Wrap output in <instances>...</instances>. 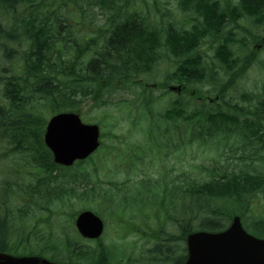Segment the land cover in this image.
<instances>
[{"label":"trees","instance_id":"16d2710c","mask_svg":"<svg viewBox=\"0 0 264 264\" xmlns=\"http://www.w3.org/2000/svg\"><path fill=\"white\" fill-rule=\"evenodd\" d=\"M244 17L263 27L257 23L264 21V0H0V252L26 251L24 240L32 236L45 240L42 231L53 223V205L67 206L71 196L97 201L102 217L122 214L121 239L132 237L125 234L139 224L134 235L148 245L154 238L148 251L161 252L163 264L184 262L188 234L224 230L235 214L246 218L250 193L264 192V87L260 95H244L247 106L224 100L229 80L242 78L257 61L254 52L242 57L235 51L236 45L255 44L263 32L240 25ZM203 47L206 55L213 53L210 62ZM161 62L171 69L156 83L163 91L158 96L145 81ZM222 72L227 79L215 87L218 101L191 109L190 90L191 100L179 96L163 108L170 83L197 86ZM90 101L96 109H118L132 130L145 125V143L131 145L123 136L115 139L119 143L102 144L89 159L61 167L44 143L47 119L61 112L81 115ZM231 126L245 147L253 137L259 144L243 157L241 171L229 173L232 164L222 168L224 174L203 168L196 178L177 183L143 177L131 191V179L111 190L100 182L98 167L114 157L134 168L148 159L162 161L165 152L181 151L188 141L204 146L219 141V158L231 159L237 147L228 150V138L222 140ZM136 208L139 216L130 217ZM29 228L27 236L18 233ZM246 228L264 237V220ZM64 238L79 263L83 255L100 254L85 244L78 251L73 246L80 242ZM51 242L44 244L61 245ZM87 260L93 264L95 257Z\"/></svg>","mask_w":264,"mask_h":264},{"label":"rangeland","instance_id":"374dc122","mask_svg":"<svg viewBox=\"0 0 264 264\" xmlns=\"http://www.w3.org/2000/svg\"><path fill=\"white\" fill-rule=\"evenodd\" d=\"M253 1V0H252ZM175 5V2L172 1ZM254 11V10H251ZM180 18H182V14H180ZM252 19H248V17H244L239 20V24L243 25L245 28H247L251 33H261L260 29H263V32L261 36L264 35V21L261 23H257L258 25H262L263 27L260 28V26L255 25ZM101 23L100 17H96V25ZM95 25V26H96ZM240 33V32H239ZM239 37H242V34L240 33L238 35ZM256 44V43H255ZM255 44H252V46L247 47V49L242 48L240 45L235 46V51L241 54V56H245L250 54L251 52L255 53V58L257 61L251 65V68L248 67L246 70V75H244L242 78H239L236 81H230L228 84H230V90L225 97V101L232 100L233 102L240 103L241 106H247L248 104H245L243 101L245 99H250V96L252 93L255 95H260L261 90L264 87V50L263 49H256ZM206 47V46H205ZM203 47L202 51L206 55V48ZM213 53H207L205 57L210 59L212 58ZM171 69L167 65V63H162L161 66L156 70L153 76H151L150 81H145V84H148L149 87L153 84H156L157 82L163 81L166 73ZM213 76V75H212ZM209 77L205 83L196 84L197 86H190L186 84L185 82H172L170 85H181L189 88L187 92H183L182 95H179L177 93H172L171 95H165L162 97V100L164 102V106L168 107L170 106V103L175 101L179 96H185L182 98L183 102H187L189 99V94H187L190 90L196 91V96H193L192 103L191 102V109L194 108L195 105H201L207 100V102L210 103V101L218 100L217 97L220 96L216 92L215 89L216 86H220L223 84L227 76L222 72L220 74H215L214 77ZM223 82V83H222ZM162 90H159L156 88L155 95L161 96ZM180 92V91H179ZM248 95L245 97L244 95ZM127 97L130 98V94H125ZM199 99H202L200 101ZM197 100V102L195 101ZM253 100V98H252ZM254 104L257 103V100H253ZM219 107H223V104L221 102V105ZM162 108V109H163ZM81 114V117L83 118L84 122L89 123H97L102 127L103 136L106 138H103V144H113L119 143V141H115L116 138L120 137H129V143L131 145H137L139 143H145V129L146 126L143 125L140 127V132L136 130H132V127L130 126V122L126 121L125 115H122L120 111L114 107H108L105 109H96L94 108L92 102L85 103L81 110L79 111ZM48 121V119H47ZM47 124V123H46ZM225 136L222 138V140L227 139V148L228 150L232 149L230 146H236L237 147V153L236 155L230 152L231 159H227V157H224L222 155L221 158H219V155L221 154L216 151V148L221 149L222 151V143L219 141H214L213 143H206L207 145L204 146V144H198L193 143L191 144L188 141L187 147L181 151L177 150V152H172L173 150H169L165 153H168V155H164L165 158L162 161H155L148 159L145 164H139L137 167H131L132 165L129 164L128 166L125 163H122L118 157H114L115 159L112 162H109L105 166H99L98 167V175L100 177V182L103 184L106 190H111L114 185L121 184L122 182H125L126 180H132V184L129 186L130 189H134L133 185L143 180V177L145 178H152L154 180H162L166 181L167 183L172 182H179V181H188L191 177L195 178L198 173L203 168H210L209 170H218L222 174H224V169L227 164H232L234 168H230L229 173L231 171H241L246 164V161L243 160V157L246 155H249L250 153L254 152L257 149H259V144L257 143V138L253 137V141L250 143L249 146L245 147L241 144V140L238 138L237 134H234V127H228L226 128ZM144 130V131H143ZM45 134V133H44ZM227 135V136H226ZM238 142V143H237ZM233 143H237L234 145ZM186 144L182 145L180 148H184ZM232 146V147H233ZM127 151V150H126ZM261 154H264V146H262L260 150ZM126 154V152H125ZM228 156V155H226ZM237 158L238 160H233V158ZM218 160V163H216V159ZM260 164V163H258ZM219 166V167H215ZM65 168V167H64ZM128 168V173L132 172V174L128 175V173L125 171ZM133 168V170H131ZM63 177V175H62ZM64 180L60 179L59 182H62ZM73 189L76 191L75 186ZM99 191H97L98 194ZM116 194V191H115ZM77 196H71V201L68 203L67 206H57L53 205V223H50L49 229H44L43 232V238L45 240L52 241L51 243L57 242L61 245H64L62 242L65 241V236L68 235L71 242H80L81 245L85 244L89 246V250H93L98 244L105 247L113 248L116 252V255L119 256L120 260H123L126 258V256H133L139 257L141 254L147 255L146 250L151 247L152 244H154L155 240L153 239L152 244L148 245L144 240L141 239L138 236L134 235V231L139 224H131V229L125 234L128 236H132L128 239H121V229L119 224V219L122 218V214L113 212L111 216H108L107 214H104V217L102 219L105 222V232L103 234V237L101 240L96 242L91 241H85L81 239L77 233L76 226H75V219L78 216V214L84 210H93L94 212L98 211L99 205L97 204V201H80L79 199H76ZM249 201V213L246 218H243V222H245L246 226L249 227L252 225L253 221L264 220V192L261 190H254L250 193L248 196ZM213 207H216L213 205ZM139 209L136 208L135 210H130V217L135 214L136 216H139ZM97 213V212H96ZM239 215L235 214L234 216ZM241 216V215H239ZM129 217V219H130ZM233 218V217H232ZM44 220V219H43ZM45 221V220H44ZM123 222V221H122ZM125 222L127 223V218L125 219ZM125 223V224H126ZM231 224V221L230 223ZM249 225V226H248ZM251 229V228H250ZM18 233H27L28 229H18ZM26 230V231H25ZM29 230H32L29 228ZM253 231V229H251ZM12 235V234H11ZM15 235V234H14ZM152 235H155L154 233ZM45 240L43 239H35L33 236L31 238L32 245H30L27 239L24 241L26 242V245L24 248L27 252L29 251H38L43 246ZM79 240V241H78ZM54 241V242H53ZM83 251V250H82ZM81 251V252H82ZM102 250H98L100 252L99 255H101ZM65 256V255H64ZM94 254L90 255H83L82 260L83 262H88L87 258H92ZM95 260L99 261L100 264H103L105 259L98 258V256L95 254ZM78 257V256H77ZM75 257V260L76 258ZM87 257V258H86ZM139 259V258H137ZM97 264V263H96ZM105 264V263H104Z\"/></svg>","mask_w":264,"mask_h":264},{"label":"water","instance_id":"95a60500","mask_svg":"<svg viewBox=\"0 0 264 264\" xmlns=\"http://www.w3.org/2000/svg\"><path fill=\"white\" fill-rule=\"evenodd\" d=\"M181 90V87H170ZM100 128L86 124L77 113L67 112L52 116L46 127L45 143L54 160L63 166H72L85 160L100 146ZM76 226L88 239L99 238L104 231L103 221L93 212L81 213ZM188 257L183 264H264V239L247 233L239 217L223 232L199 231L187 237ZM0 264H52L31 256L0 254Z\"/></svg>","mask_w":264,"mask_h":264},{"label":"flooded vegetation","instance_id":"af4514ba","mask_svg":"<svg viewBox=\"0 0 264 264\" xmlns=\"http://www.w3.org/2000/svg\"><path fill=\"white\" fill-rule=\"evenodd\" d=\"M258 41V40H257ZM260 41L262 42V44L264 45V35L262 36V39H260ZM31 231H29L30 233ZM28 242L31 241V238L27 239ZM93 249V250H102L101 251V255H97L99 260L100 258L105 259V261L103 262V264H163L162 262V253H152L150 251H148V249L146 250V253H148L147 255L145 254H141V256L139 255V257H135L133 258V256L129 255L126 256L125 260H119V256L116 255V252L113 248H109V247H105L102 245H98ZM73 247L78 248V251H82L86 248V246H84L83 244H77L74 245ZM68 247L64 245H54V244H50V245H45L43 246V248L40 249L38 254H32L34 256L37 257H41L44 259H47L49 262L53 263V264H85V263H78L75 259L76 254L74 255H69L68 251L66 250ZM109 251H106L108 250ZM77 250V249H76ZM72 253V251H71ZM65 255V256H64ZM96 257L95 255L92 257L94 258ZM139 258V259H137ZM100 264L99 261L94 262L93 260V264Z\"/></svg>","mask_w":264,"mask_h":264}]
</instances>
